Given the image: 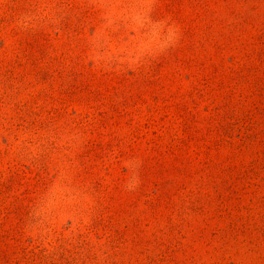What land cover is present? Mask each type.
<instances>
[{
    "label": "rangeland",
    "instance_id": "374dc122",
    "mask_svg": "<svg viewBox=\"0 0 264 264\" xmlns=\"http://www.w3.org/2000/svg\"><path fill=\"white\" fill-rule=\"evenodd\" d=\"M0 264H264V0H0Z\"/></svg>",
    "mask_w": 264,
    "mask_h": 264
}]
</instances>
